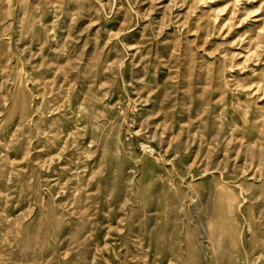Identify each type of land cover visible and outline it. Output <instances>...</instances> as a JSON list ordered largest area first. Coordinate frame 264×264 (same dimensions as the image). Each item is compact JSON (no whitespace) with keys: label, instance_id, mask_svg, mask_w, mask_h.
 <instances>
[{"label":"rangeland","instance_id":"obj_1","mask_svg":"<svg viewBox=\"0 0 264 264\" xmlns=\"http://www.w3.org/2000/svg\"><path fill=\"white\" fill-rule=\"evenodd\" d=\"M0 264H264V0H0Z\"/></svg>","mask_w":264,"mask_h":264},{"label":"built area","instance_id":"obj_2","mask_svg":"<svg viewBox=\"0 0 264 264\" xmlns=\"http://www.w3.org/2000/svg\"><path fill=\"white\" fill-rule=\"evenodd\" d=\"M147 151L149 152L150 150L148 149Z\"/></svg>","mask_w":264,"mask_h":264}]
</instances>
